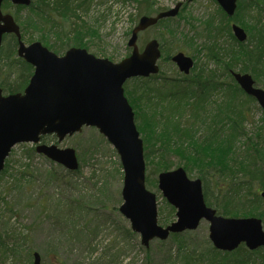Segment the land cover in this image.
Listing matches in <instances>:
<instances>
[{"label": "rangeland", "instance_id": "obj_1", "mask_svg": "<svg viewBox=\"0 0 264 264\" xmlns=\"http://www.w3.org/2000/svg\"><path fill=\"white\" fill-rule=\"evenodd\" d=\"M148 1L151 4L149 15L132 1L124 3L122 0H93L87 9L79 11L80 19L72 15H68L69 18L66 19H58L62 25L63 33L59 35L63 42L55 33L29 27L26 29L24 22L29 14L28 9L20 11L6 2L2 5V11L14 16L21 27L22 41L26 46L40 42L58 56H63L73 47L81 48L97 58L120 63L131 54L128 42L141 17H155L175 8L183 0ZM218 7L215 0L184 2L177 17L140 34V50L151 40L159 41L162 46L161 33H167L166 26L169 25L177 30V38L181 41L173 50L170 48L171 56L178 52L192 58L195 56V74L204 67L221 73L222 70H219L215 62H208L196 49L206 42L199 35L203 34L202 22L216 12ZM16 13L19 21L15 17ZM243 29L246 31L244 27ZM185 36L194 39L193 46H185ZM222 40L227 41L226 37ZM7 42L4 39L3 45H7ZM13 49L17 53V45ZM162 53L159 66L164 74L161 78H178L180 74L176 65L167 59L163 50ZM3 64L0 61V87H5L10 93V82H7L8 76ZM155 78L151 77L149 82H154ZM219 80L225 87L229 84L228 77H220ZM255 80L257 87L264 89V78ZM141 83V80H130L125 84L128 101V97L131 98L129 92ZM131 99L137 102L134 98ZM136 102V105H132L129 101L135 115L137 112L141 114L136 125L144 141L145 134H150L154 127L149 117L145 116V107ZM252 105L253 112L247 124V129L251 132L264 124V112L259 104L254 102ZM99 135L95 128H84L80 134L67 137L61 143L56 138H46L45 142L49 144L76 151L79 170L71 174L64 167L33 151L32 144H19L13 148L5 170L0 173V264H33L35 253L40 255L41 264H170L176 258L178 248L173 235L164 242L154 240L146 248L141 243V236L131 230L130 222L120 213L119 208L123 203V168L116 150ZM242 144L240 142L239 146ZM215 156L223 163L229 161V156L224 158L222 152ZM166 158L153 155L147 159L145 156L146 187L156 195L158 220L163 227L171 225L177 217L176 209H170V204L158 188V175L168 172L164 168L167 162L172 166L171 170H176L179 164H183L176 154H168ZM195 169L187 172L192 180L200 179L198 169ZM48 171H54L67 179V184L63 181L46 182ZM226 201L218 207H212L222 217L260 219V214L264 216V201L255 204L252 214L245 213V208L227 204ZM224 204L228 205L225 209ZM224 211L230 215H224ZM191 233L190 237L195 243L205 246L209 240V223L202 221L198 229Z\"/></svg>", "mask_w": 264, "mask_h": 264}, {"label": "water", "instance_id": "obj_2", "mask_svg": "<svg viewBox=\"0 0 264 264\" xmlns=\"http://www.w3.org/2000/svg\"><path fill=\"white\" fill-rule=\"evenodd\" d=\"M5 1L0 0V50L4 36H16L18 57L34 67V75L23 93L4 96L0 89V173L12 149L23 143L37 145L38 154L69 171H76L79 162L75 150L41 144V140L54 135L61 143L84 128H95L120 157L124 173L120 212L130 222L132 231L141 236L143 246L149 247L156 239L166 241L172 234L195 231L202 221H206L210 224V241L217 250L233 252L243 244L251 251L264 248L262 220L217 215V211L205 202L202 181L190 179L184 168L158 175L159 190L177 210V220L171 225H159L156 195L146 187L144 142L124 85L131 79L159 73L161 50L158 41H150L140 52L139 34L161 20L175 18L183 3L156 17H142L128 42L131 55L120 63H113L81 48H71L64 56H58L40 42L26 46L14 17L2 11ZM9 1L17 6H30L32 2ZM215 1L228 16L235 15L238 0ZM232 29L237 41L247 40L244 29L237 25ZM172 61L185 74H189L194 66L193 59L184 53H178ZM234 78L264 110V89L255 86L253 77L234 73ZM261 197L264 199V192ZM34 264H41L37 253Z\"/></svg>", "mask_w": 264, "mask_h": 264}, {"label": "trees", "instance_id": "obj_3", "mask_svg": "<svg viewBox=\"0 0 264 264\" xmlns=\"http://www.w3.org/2000/svg\"><path fill=\"white\" fill-rule=\"evenodd\" d=\"M92 1L33 0L30 7L16 8L29 10L24 22L26 29H41L55 33L61 39L62 25L58 19L71 15L80 19L79 11L87 9ZM131 1L149 15L151 4L148 0H122L124 3ZM15 17L19 21L17 13ZM165 21L160 25L171 19ZM233 23L246 29L249 35L247 43L235 39L231 29ZM202 24L203 34L199 35L206 42L196 49L208 62H215L222 72L209 71L204 67L195 74V67L190 76L174 80L161 78L160 73V77H154V82H149L150 78L139 79L142 83L129 92L137 102L128 98L132 105L136 102L145 107V116L153 123L154 130L146 133L144 139L147 159L153 155L162 159H167L168 154L178 155L183 161L178 167L182 166L187 172L198 169L208 206L218 207L227 200V204H236L245 208V213L252 214L255 204L264 201L260 196L264 191V124L253 132L247 129L255 100L241 90L232 72H249L256 79L264 78V0H240L234 17H228L218 7ZM166 32L161 33L160 39L163 41L162 50L170 61V48L173 50L181 41L177 38V30L169 25ZM223 37L227 41L222 40ZM5 39L8 42L1 49L0 61L4 62L7 82H10L8 88L12 93L26 85L24 72L29 69L13 49L17 45L16 38L8 35ZM194 43L193 38L184 37L186 47ZM220 77H228L227 87L219 80ZM2 88L6 91L5 87ZM135 116L139 121L141 114L137 112ZM240 142L242 146H239ZM221 152L224 158L229 156L228 162L223 163L216 158L215 155ZM164 168L169 171L172 166L167 162ZM46 180L48 183L63 181L67 184V179L54 171L47 172ZM225 206L228 207L224 204L223 209ZM170 209L174 210L173 207ZM222 213L230 215L227 211ZM261 219L264 222V216ZM191 234L173 235L178 251L174 260L169 258L172 260L170 264H264V249L250 251L241 246L234 252L224 253L216 250L209 240L205 246L195 243Z\"/></svg>", "mask_w": 264, "mask_h": 264}, {"label": "flooded vegetation", "instance_id": "obj_4", "mask_svg": "<svg viewBox=\"0 0 264 264\" xmlns=\"http://www.w3.org/2000/svg\"><path fill=\"white\" fill-rule=\"evenodd\" d=\"M26 65H27V68L29 69L27 72L25 71L24 73H25V75H24V77H25V79H27V83H26V85L23 87V88H21V89H19L18 91H14V92H12V93H8L7 91H4V89L2 88V87H0V89L3 91V95L4 96H8V95H12V94H19V93H23L24 92V90L26 89V87L28 86V84H29V82H30V80H31V78L33 77V75H34V68L31 66V65H29L28 63H25ZM178 69V68H177ZM161 71V70H160ZM178 71H179V69H178ZM180 72V71H179ZM163 74V73H162ZM44 144H47V142H45V140H43L42 141ZM49 144V143H48ZM50 144H52V143H50Z\"/></svg>", "mask_w": 264, "mask_h": 264}]
</instances>
